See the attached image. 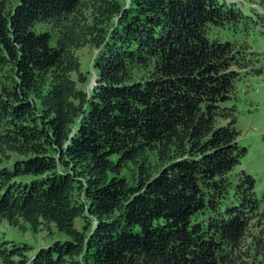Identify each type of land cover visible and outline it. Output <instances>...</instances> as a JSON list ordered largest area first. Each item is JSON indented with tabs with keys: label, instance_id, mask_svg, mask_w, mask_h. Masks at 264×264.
I'll return each mask as SVG.
<instances>
[{
	"label": "trees",
	"instance_id": "1",
	"mask_svg": "<svg viewBox=\"0 0 264 264\" xmlns=\"http://www.w3.org/2000/svg\"><path fill=\"white\" fill-rule=\"evenodd\" d=\"M237 6L0 0V226L68 236L30 257L0 240V261L248 264L261 199L246 170L232 179L248 150L228 101L252 61L238 39L209 36L260 25ZM87 45L101 48L90 92L77 54Z\"/></svg>",
	"mask_w": 264,
	"mask_h": 264
},
{
	"label": "rangeland",
	"instance_id": "2",
	"mask_svg": "<svg viewBox=\"0 0 264 264\" xmlns=\"http://www.w3.org/2000/svg\"><path fill=\"white\" fill-rule=\"evenodd\" d=\"M229 3H237L238 8L252 16L260 24L244 34L242 31H235L228 26H211L209 36L212 39L235 40L244 45L246 54L251 58V68L242 71L241 77L237 80V90L228 105L237 108L238 124L241 131L240 143L247 148V153L241 157L240 163L232 171V179L237 180L238 172L242 169L251 174L256 180V192L261 199L259 213L256 215L246 232L242 242L241 255L248 264H259L260 255L258 252L259 240H264V0H226ZM254 20V19H253ZM254 20V21H255ZM101 48L94 45H87L77 50L82 63V70L87 75V81L80 83V87L90 92L97 83L98 68L97 60ZM4 76L0 72V86ZM12 160L19 157L16 153H10ZM11 161V160H10ZM10 161L7 160L8 163ZM83 199V197L81 198ZM95 219H76V226L81 230L90 231L95 226ZM68 236L58 231L54 225L44 226L39 230L31 227L22 229L3 221L0 226V240L7 242L6 245H19L27 247L24 251L27 257L33 256L38 249L52 244L56 240L66 239ZM19 257H14L17 259ZM240 264H244L242 260ZM0 264H5L0 261Z\"/></svg>",
	"mask_w": 264,
	"mask_h": 264
}]
</instances>
